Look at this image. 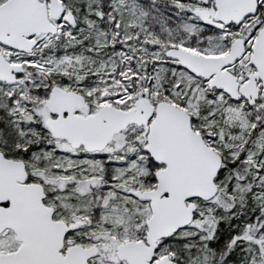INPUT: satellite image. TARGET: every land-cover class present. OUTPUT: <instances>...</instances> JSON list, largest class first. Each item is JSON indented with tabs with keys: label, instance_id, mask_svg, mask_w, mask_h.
Segmentation results:
<instances>
[{
	"label": "snow or ice",
	"instance_id": "obj_1",
	"mask_svg": "<svg viewBox=\"0 0 264 264\" xmlns=\"http://www.w3.org/2000/svg\"><path fill=\"white\" fill-rule=\"evenodd\" d=\"M0 264H264V0H0Z\"/></svg>",
	"mask_w": 264,
	"mask_h": 264
}]
</instances>
